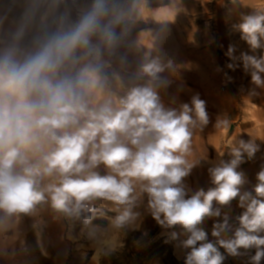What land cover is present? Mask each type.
I'll return each instance as SVG.
<instances>
[{
    "label": "clouds",
    "instance_id": "obj_1",
    "mask_svg": "<svg viewBox=\"0 0 264 264\" xmlns=\"http://www.w3.org/2000/svg\"><path fill=\"white\" fill-rule=\"evenodd\" d=\"M137 2L131 0V7L121 10L108 0H94L74 26L52 34L35 52L23 59L13 53L0 58V212L27 214L50 200L56 211L79 218L82 212L95 211L88 202L101 198L126 206L115 218V224L123 226L137 215L131 205L139 183L149 196L153 217L188 233L183 241L190 249L186 264H222L225 257L205 242L207 233L198 226L206 217L220 216L214 201L228 205L238 197L244 210L237 217L239 227L231 238H223L230 230L225 216L223 223L213 226L212 236L231 256L254 248L251 260L260 264L264 166L252 191H241L247 181L238 170L245 158L255 157L259 145L230 140V159L209 169L214 187L187 197L182 181L194 166L187 159L193 133L209 123V115L198 94L178 109L161 102L160 74L166 68L176 70L172 61L164 64L151 50L144 51L135 79L147 78V83L101 100L107 85L101 46L111 53L128 36L136 23ZM233 28L253 53L264 49V13L243 16ZM236 51L229 44L227 68L235 71L242 65L251 82L264 88V54L237 56ZM228 126L227 119L218 121L217 127ZM101 164L109 170L105 175L95 171ZM91 219L86 216L83 223L87 226Z\"/></svg>",
    "mask_w": 264,
    "mask_h": 264
},
{
    "label": "rangeland",
    "instance_id": "obj_2",
    "mask_svg": "<svg viewBox=\"0 0 264 264\" xmlns=\"http://www.w3.org/2000/svg\"><path fill=\"white\" fill-rule=\"evenodd\" d=\"M93 2L0 0V58L13 53L23 59L35 52L52 34L74 26ZM108 3L121 10L131 7V0ZM260 13H264V0H138L133 13L136 23L130 26L128 36L111 53L101 46L103 74L107 76L101 100L146 84L147 78L137 80L135 74L143 52L151 50L162 63L172 61L176 67L160 74L164 82L157 91L165 107L178 109L197 94L206 101L209 123L194 130L187 157L194 166L182 181L187 197L214 187L209 169L221 159H230V140H253L259 145L255 157L245 158L238 169L247 181L242 192L253 190L256 174L264 166V88L251 82L242 65L235 71L227 68L231 61L225 55L229 44L236 46L237 56L240 52L264 54V49L253 53L233 28L243 16ZM93 41L97 42L96 38ZM224 119L229 126L217 127ZM95 171L105 175L109 170L101 164ZM133 195L136 199L131 210L137 215L123 226H117L115 218L126 206L101 198L88 202L95 211L82 212L79 218L56 211L50 200L38 203L27 214L0 212V264H186L190 249L183 241L188 233L180 225L161 224L153 217L149 196L139 183ZM238 203V197L228 205L214 201L213 208L219 209L220 216L206 217L198 226L207 233L205 242L213 243L225 257L222 264H253L254 248L240 249V255L231 256L212 236L213 226L223 223L225 216L230 230L222 237L233 236L239 227L237 217L244 211ZM86 216L92 217L87 226L83 223Z\"/></svg>",
    "mask_w": 264,
    "mask_h": 264
}]
</instances>
